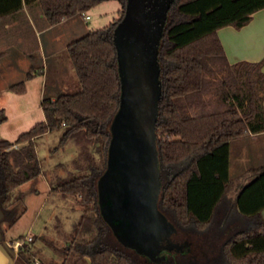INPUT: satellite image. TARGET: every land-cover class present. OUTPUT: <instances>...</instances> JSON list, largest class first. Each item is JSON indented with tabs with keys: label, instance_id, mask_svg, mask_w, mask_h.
<instances>
[{
	"label": "trees",
	"instance_id": "1",
	"mask_svg": "<svg viewBox=\"0 0 264 264\" xmlns=\"http://www.w3.org/2000/svg\"><path fill=\"white\" fill-rule=\"evenodd\" d=\"M103 1L107 0H0V25L23 5L38 25L50 26ZM117 1V17L67 44L80 89L45 96L41 100L44 120L14 140L0 136L3 213L11 192L26 181L36 180L42 172L36 151V139L42 134L63 127L58 144L72 139L85 161L76 162L84 173L69 172L58 177L53 186L63 196L79 195V202L86 208L76 233L81 228L92 232L89 238L74 236L62 248L75 258L71 262L64 259L61 264H80L84 259L88 264H149L143 255L124 248L116 239L98 204L97 183L106 169L109 126L120 103L113 31L127 0ZM263 7L264 0H172L167 9L157 52L161 91L154 133L159 175L163 176L158 207L182 230H209L232 182L228 173L229 142L264 131V58L230 62L217 34L225 25L243 26ZM38 14L41 19H37ZM5 53L0 50V58ZM30 75L27 72L26 76ZM10 89L21 93L25 82L11 84ZM205 92H211L210 98L203 96ZM6 118L0 108V123ZM91 144H95L101 164L90 155ZM261 176L264 164L247 168L236 194ZM236 215L244 226L221 241L220 264H264L262 210L244 213L238 210L236 200ZM26 251L22 245L18 254L31 263Z\"/></svg>",
	"mask_w": 264,
	"mask_h": 264
},
{
	"label": "rangeland",
	"instance_id": "2",
	"mask_svg": "<svg viewBox=\"0 0 264 264\" xmlns=\"http://www.w3.org/2000/svg\"><path fill=\"white\" fill-rule=\"evenodd\" d=\"M119 9L117 0L103 1L85 11L90 18L84 20L77 14L43 32L38 31L25 5L14 15L3 20V26L0 25V29L3 27L0 34V50H7L8 53L0 58V108L4 109L7 118L0 123L1 137L14 140L20 133L43 120L41 100L45 96L59 92L72 93L80 89L75 70L70 65L67 44L89 30L107 24L118 16ZM26 14L29 15L28 18ZM122 34L114 30L113 42L117 54L120 98H126L128 81L124 52L120 48ZM146 53L159 92V60L152 50ZM42 65L47 67V70L38 72L37 68ZM31 66L36 69V73L32 78L26 79V73ZM20 81L26 83V91L19 94L11 90L9 85ZM210 94L211 92H205L203 96L210 98ZM122 111L121 119L126 121L128 110L125 108ZM63 129L60 127L46 132L36 139V151L42 172L36 180L26 181L16 187L11 192L10 199L5 202L6 209L0 221L2 239L15 241L24 239L29 234L32 236V239L23 245L27 250L25 255L31 257V263L25 262L19 256V247L13 248L7 243H2V247L9 255L7 264H61L64 259L71 262L75 256L72 252L66 254L62 248H65L74 236L78 239L91 236V231L82 228L78 234L76 233L79 218L86 208L79 202V195L63 196L53 187L58 177H65L69 172H85L76 167L77 160L82 164L85 161L79 157L74 141L69 139L64 145L58 144ZM109 129L111 134L115 131L112 122ZM19 146L17 144L14 148ZM89 150L94 161L101 164V157L95 149V144H91ZM261 164H264V133L231 140L228 173L232 182L209 230L198 233L191 229L188 231L175 229L172 234L162 239L160 252L163 253H159L162 257L158 260L139 254L134 248L123 245L124 248H130L143 255L149 264H220L221 241L234 229L244 226L241 217L236 215V200L238 210L244 213L255 211L250 205L256 198L247 202L248 204L246 201L245 205L239 204L240 193L236 194L238 193L236 182L242 180L247 168ZM160 179L163 180V176H160ZM261 197L264 199V196ZM262 212L264 216V208ZM88 213L91 214L92 211ZM164 215L174 224L165 213ZM108 237L111 242L114 241L110 235ZM170 239L180 241V245L175 248L168 247ZM79 263L88 264V259Z\"/></svg>",
	"mask_w": 264,
	"mask_h": 264
},
{
	"label": "water",
	"instance_id": "3",
	"mask_svg": "<svg viewBox=\"0 0 264 264\" xmlns=\"http://www.w3.org/2000/svg\"><path fill=\"white\" fill-rule=\"evenodd\" d=\"M171 1L127 0L114 28L116 33H123L120 48L124 52L127 96L120 98L112 119L115 131L108 146L106 169L97 183L100 213L116 239L156 260L162 257V239L176 227L158 207L161 180L154 128L161 86L158 92L146 52H158ZM124 107L128 110L126 121L121 119ZM167 246L179 245L169 241ZM4 260L0 255V264Z\"/></svg>",
	"mask_w": 264,
	"mask_h": 264
},
{
	"label": "crops",
	"instance_id": "4",
	"mask_svg": "<svg viewBox=\"0 0 264 264\" xmlns=\"http://www.w3.org/2000/svg\"><path fill=\"white\" fill-rule=\"evenodd\" d=\"M28 14H30L32 20L37 25L39 32L49 30L50 28H52L53 26L57 24L56 23L50 26H45L40 23V25H38L35 19L33 18V15L29 11H28ZM28 14H26L27 18L29 17ZM81 16L84 20H86L84 18V15L81 14ZM41 18H42V15L38 14L37 19H41ZM63 20H66V19H63ZM4 26L6 27V24ZM217 34L223 46L225 55L230 62H235L239 60L259 61L263 59L264 58V7L256 10L253 13L252 18L243 26L237 28V27H234L233 25H225V26L220 27L217 30ZM4 51H6L5 53L6 55L8 51L7 50H4ZM5 55H3L2 57H4ZM37 69H38V72H44L45 70H47V67H44L42 65V66H39ZM35 70L36 69L31 66L29 70L27 71V72H31V75L30 77L26 76V79L32 78L36 73ZM262 70L264 71V64L262 65ZM9 88H10V85H9ZM263 89H264V86H263ZM25 91H26V83H25V89L21 93H24ZM263 104H264V101H263ZM41 110L43 111L42 108ZM43 115H44V112H43ZM262 133H264V131L261 133L253 134V135L255 136L258 134H262ZM243 178L241 181L240 180L237 181L236 184L238 185L241 184V182L243 181ZM261 196H264V176L258 177L257 179H255L253 182H251L241 191L240 197H239V204L245 205V201L247 203L249 201H252L254 198H256L255 201L253 200L254 202L250 206H253L255 208L254 209L255 211L263 210L264 199H261L263 198ZM250 212H254V211H250ZM2 217H3V211H2V206L0 204V221L2 220ZM2 243H7L8 245H11L14 248L15 247L14 241L2 239L1 234H0V255L3 256L5 259L3 264H7L9 260V255L7 251L2 247Z\"/></svg>",
	"mask_w": 264,
	"mask_h": 264
},
{
	"label": "built area",
	"instance_id": "5",
	"mask_svg": "<svg viewBox=\"0 0 264 264\" xmlns=\"http://www.w3.org/2000/svg\"><path fill=\"white\" fill-rule=\"evenodd\" d=\"M82 15H84V18H85V19H88V18L90 17L89 14H86L85 12H83ZM16 146H17V144H14V147H16ZM31 239H32V236L29 234V235H27L26 238H24V239H18V240H15V241H14V246H15L16 248H18V247L24 245V243H26V241H29V240H31Z\"/></svg>",
	"mask_w": 264,
	"mask_h": 264
},
{
	"label": "flooded vegetation",
	"instance_id": "6",
	"mask_svg": "<svg viewBox=\"0 0 264 264\" xmlns=\"http://www.w3.org/2000/svg\"><path fill=\"white\" fill-rule=\"evenodd\" d=\"M174 225H175V223H174ZM176 229H177V226H176ZM170 242H174V243H177L178 245H180V241H172L171 239H170ZM175 248V247H174ZM163 252H160V254H162Z\"/></svg>",
	"mask_w": 264,
	"mask_h": 264
}]
</instances>
